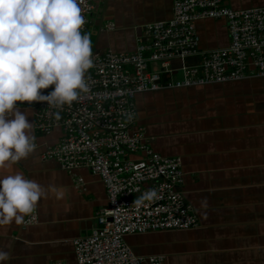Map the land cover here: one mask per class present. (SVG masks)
Instances as JSON below:
<instances>
[{"label": "crops", "instance_id": "1", "mask_svg": "<svg viewBox=\"0 0 264 264\" xmlns=\"http://www.w3.org/2000/svg\"><path fill=\"white\" fill-rule=\"evenodd\" d=\"M223 3L245 9L264 0ZM93 5L84 31L90 35L93 54L131 53L142 37V24L172 15V0H93ZM196 31L202 50L229 43L223 18L200 19ZM199 61L192 57L187 63ZM180 64L172 62L174 67ZM135 107L136 125L144 128L151 148L181 158L180 191L198 225L126 235L132 252L161 254L168 264H264V76L143 92L136 95ZM19 109L28 113L37 147L13 170L45 186L55 184L64 195L39 200L33 224L0 226V250L10 253L0 264H76L73 241L90 233L96 211L107 205L104 184L86 167L66 170L43 160L41 152L63 133L55 128L39 134L34 110Z\"/></svg>", "mask_w": 264, "mask_h": 264}, {"label": "built area", "instance_id": "2", "mask_svg": "<svg viewBox=\"0 0 264 264\" xmlns=\"http://www.w3.org/2000/svg\"><path fill=\"white\" fill-rule=\"evenodd\" d=\"M78 5L86 21L83 34L93 0H78ZM208 18L225 20L227 46L199 48L196 22ZM141 29L133 52L93 54L85 73L88 91L77 90L71 104L17 102L19 108L34 110L39 134L55 128L63 133L41 152L43 160L66 170L86 167L104 184L107 205L96 211L90 233L73 241L76 264H168L161 254L135 255L125 236L198 225L180 191L181 158L162 156L148 144L144 128L136 125V95L264 76V4L233 9L223 0H172L170 18L146 22ZM192 57L200 61L187 63ZM174 60L179 67L172 65ZM176 72L179 77L171 78ZM53 88L41 92L46 95ZM36 221L34 210L23 224Z\"/></svg>", "mask_w": 264, "mask_h": 264}, {"label": "clouds", "instance_id": "3", "mask_svg": "<svg viewBox=\"0 0 264 264\" xmlns=\"http://www.w3.org/2000/svg\"><path fill=\"white\" fill-rule=\"evenodd\" d=\"M85 22L78 0H0V226L19 224L39 200L64 195L13 170L37 147L17 102L62 106L77 100V90L88 91L93 53L90 35L80 31ZM9 258L0 250V261Z\"/></svg>", "mask_w": 264, "mask_h": 264}]
</instances>
